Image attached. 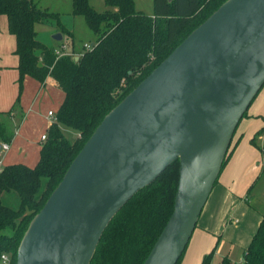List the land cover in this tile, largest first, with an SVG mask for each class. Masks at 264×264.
<instances>
[{
	"label": "water",
	"instance_id": "obj_1",
	"mask_svg": "<svg viewBox=\"0 0 264 264\" xmlns=\"http://www.w3.org/2000/svg\"><path fill=\"white\" fill-rule=\"evenodd\" d=\"M263 86L264 0H227L102 119L30 221L15 264H90L113 217L178 161L173 212L143 262L177 264Z\"/></svg>",
	"mask_w": 264,
	"mask_h": 264
},
{
	"label": "trees",
	"instance_id": "obj_2",
	"mask_svg": "<svg viewBox=\"0 0 264 264\" xmlns=\"http://www.w3.org/2000/svg\"><path fill=\"white\" fill-rule=\"evenodd\" d=\"M225 1L153 0L151 17L137 11L134 0H103L108 9L101 13L89 0H71V15L82 17L96 37L89 51L75 53L72 48L75 61L71 56L56 59L55 48L37 40L35 26L52 27L66 36L59 46L71 48L73 34L61 23L60 14L39 9L33 0H0V16H5L7 31L15 40L18 83L30 77L41 85L50 82L63 93L45 140L40 141L35 166L7 165L0 174V257L8 255V264H15L30 221L102 119ZM61 126L75 131L76 139L68 140ZM11 140L0 122V142ZM231 152L230 146L222 168ZM178 170L174 161L120 209L104 230L90 264H143L173 212ZM10 192L18 196L16 210L2 202ZM218 242L201 264L211 263ZM242 256V264H264V214ZM220 264L234 263L224 257Z\"/></svg>",
	"mask_w": 264,
	"mask_h": 264
},
{
	"label": "rangeland",
	"instance_id": "obj_3",
	"mask_svg": "<svg viewBox=\"0 0 264 264\" xmlns=\"http://www.w3.org/2000/svg\"><path fill=\"white\" fill-rule=\"evenodd\" d=\"M37 7L50 13H57L63 17V20L70 24L72 6L71 0H33ZM90 6L97 12H104L108 8L103 0H89ZM134 7L137 11L153 17V0H134ZM71 22L73 27V48L74 52L83 51L84 44L92 45L96 41L95 35L87 28L85 21L80 16H73ZM37 40L45 41L44 34L49 31L47 26L39 25L35 27ZM46 33V34H47ZM47 37V36H46ZM63 41H66L64 37ZM15 48L13 38L9 36L5 16H0V66H10L15 61L12 53ZM259 94V93H258ZM63 101V93L55 89L50 83L40 88L38 83L25 77L21 83H18V75L9 70L0 72V122L5 130L12 135L9 143L10 150L4 155V166L22 164L28 167H34L39 158L40 138L46 135V130L52 119L47 117L49 112L56 114L57 109ZM12 111V112H11ZM9 112L12 118H9ZM63 135L70 141L76 139L77 134L70 128L61 126ZM263 136V133L261 134ZM261 137H257V145L260 152V163L257 167L253 179L247 185L248 198L250 206L258 215L255 226L259 224L260 217L264 214V143ZM6 164V165H5ZM246 189V190H247ZM245 194L241 196L243 198ZM4 205L16 210L19 206L18 196L13 193H6L2 197ZM235 218L239 219V224L243 222L244 213ZM251 222V223H252ZM255 227V229H256ZM258 228V227H257ZM233 241L237 238L235 232H230ZM229 245V253L235 264H242V247L226 241Z\"/></svg>",
	"mask_w": 264,
	"mask_h": 264
},
{
	"label": "crops",
	"instance_id": "obj_4",
	"mask_svg": "<svg viewBox=\"0 0 264 264\" xmlns=\"http://www.w3.org/2000/svg\"><path fill=\"white\" fill-rule=\"evenodd\" d=\"M71 17L70 24L67 25L61 16V23L66 27L68 32L73 34V27L70 25L74 17L72 15ZM47 29H49V31L48 33L46 31L44 34L46 38L45 41H38L48 47L57 48L59 43L51 39L52 35L57 33L56 30L52 27H47ZM9 36L14 40L13 36ZM63 39L64 37L62 36V41ZM70 46L72 49V42ZM12 55L15 61L10 64V66H0V72L2 70H9L18 75L16 70L18 60L14 53H12ZM47 83L50 82H46L43 85L38 83V85L42 88ZM11 112L9 118L13 116ZM48 118L50 120V117ZM52 122L53 119L48 127ZM263 128L264 86L252 101L246 112V116L241 119L235 130L230 144L232 149L231 155L220 171L217 183L214 185L203 207L180 264H201L203 258L212 251L218 240L219 242L210 264H220V261L224 257L229 258L230 261L235 264L238 262L232 260L228 250L229 245L226 241H230L242 247V253L250 244L259 224L256 227L254 224L255 222H252L258 218V215L251 207L247 206H250V200L247 196L249 190L247 189V185H249L250 181L253 179L260 163L261 157L258 150L257 137H261L262 133H260V131ZM253 139L254 144L251 143ZM261 142L264 143V137H261ZM0 144H2V142H0ZM243 194H245V196L241 198ZM239 210L244 212L242 213L243 222L241 224H239V219L235 218L240 214ZM230 232H235L237 234V238L234 241L231 238ZM241 262H243V256L240 263Z\"/></svg>",
	"mask_w": 264,
	"mask_h": 264
},
{
	"label": "built area",
	"instance_id": "obj_5",
	"mask_svg": "<svg viewBox=\"0 0 264 264\" xmlns=\"http://www.w3.org/2000/svg\"><path fill=\"white\" fill-rule=\"evenodd\" d=\"M91 48H92V45H88V44H84L82 47L83 51H89V50H91ZM54 55H55L56 59L63 57V56H71V57L77 56L75 53H73L72 49L69 48L67 44H62L60 46L58 45V47L55 48V50H54ZM48 117H50L54 120V114L52 112L48 113ZM263 136H264V133H263ZM44 140H45V135H43L40 138L41 142ZM9 149H10L9 144H7V143L0 144V174L2 173L3 168H4L3 157L9 151ZM0 263L1 264H8L9 263L8 255L2 254L0 257Z\"/></svg>",
	"mask_w": 264,
	"mask_h": 264
}]
</instances>
